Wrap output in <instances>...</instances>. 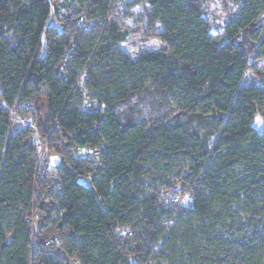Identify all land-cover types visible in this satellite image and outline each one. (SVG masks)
<instances>
[{
  "label": "trees",
  "instance_id": "obj_1",
  "mask_svg": "<svg viewBox=\"0 0 264 264\" xmlns=\"http://www.w3.org/2000/svg\"><path fill=\"white\" fill-rule=\"evenodd\" d=\"M57 1L0 0V264H264V74L243 84L264 0H233L221 32L204 0H145L165 47L135 62L104 24L113 0H87L72 28L51 24ZM142 92L182 109L151 125L119 111ZM46 150L64 160L55 204ZM174 176L191 202L172 209Z\"/></svg>",
  "mask_w": 264,
  "mask_h": 264
},
{
  "label": "rangeland",
  "instance_id": "obj_2",
  "mask_svg": "<svg viewBox=\"0 0 264 264\" xmlns=\"http://www.w3.org/2000/svg\"><path fill=\"white\" fill-rule=\"evenodd\" d=\"M87 0H58L57 1V13L51 19L52 25H58L59 20L63 19L65 23L72 28L73 25L79 20L81 14L79 13L87 6ZM239 6L233 2V0H204L202 2V8L205 15L209 18L213 24L212 29L215 32H221L224 25L233 18ZM151 15V7L148 1L143 0L139 2L138 0H113L110 18L105 20V23H114L121 30V32L126 34V39L124 42L118 44V51L126 56L131 61H136L137 58L147 52H162L164 51L165 44L156 36L157 32L162 31L159 24L156 23L155 26L149 25V17ZM82 16L80 21L84 20ZM86 21V20H84ZM91 23V22H88ZM87 23V25H88ZM263 25L264 32V16L261 18L260 22ZM250 69H248L246 76L243 80V84L254 85L261 84L260 79L257 75V71L264 74V59L259 61L252 60ZM256 66V67H255ZM83 74H81V77ZM92 93V91H90ZM154 98V99H153ZM182 100L180 97H169L165 101H161L160 98H155L150 94L142 92L130 97L127 103L119 106V111L127 112L132 106L136 110V120L137 122H142L147 125H151L157 121L164 120L166 116H174L182 109ZM82 110H89L99 106L96 101L89 96L80 101L79 104ZM27 110V108H26ZM25 118V117H21ZM28 120L27 118H25ZM254 125L257 129L262 130L264 126V116H257ZM24 127V126H22ZM202 132V131H201ZM203 133V132H202ZM44 148H46V142L44 143ZM63 145H60V151L62 152ZM48 152V153H47ZM42 153V151H41ZM96 158L98 152L94 155ZM44 160V161H43ZM42 161V162H41ZM41 169L44 167L49 181L50 187V198L52 202L57 201L58 194H60V187L57 182V172L61 165H63L64 160L60 154L54 150L45 152L44 156H41ZM175 182H178L176 187L178 192L170 191L168 198L171 196H177L181 201V206H185L191 202V197L189 194H184L181 192L182 183H179V178L174 176L172 178ZM84 184H89L87 181H82ZM55 204V203H54ZM178 205L173 204L171 208L174 209ZM175 224V220L165 219L162 222V226L171 227ZM156 254L157 251H162L161 245H155L152 247ZM168 251L165 252L167 254ZM156 256H159L156 254ZM158 263L164 264L163 259L158 257Z\"/></svg>",
  "mask_w": 264,
  "mask_h": 264
},
{
  "label": "built area",
  "instance_id": "obj_3",
  "mask_svg": "<svg viewBox=\"0 0 264 264\" xmlns=\"http://www.w3.org/2000/svg\"><path fill=\"white\" fill-rule=\"evenodd\" d=\"M26 108H31V109L34 110V107H33L31 104L26 105ZM19 121H20V124H21L22 126H27V125H28V121H27L25 118H21V117H20ZM170 200H171V202H172L173 204H176V205H178V206H181V201H180V199H179L177 196H175V195H174V196H171ZM51 241H52V240H51ZM74 263H75V262H74ZM75 264H79V263H75Z\"/></svg>",
  "mask_w": 264,
  "mask_h": 264
}]
</instances>
